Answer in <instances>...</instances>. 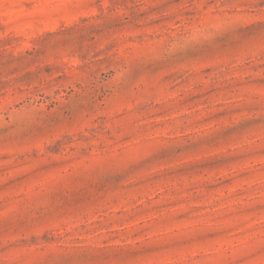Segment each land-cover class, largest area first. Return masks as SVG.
I'll use <instances>...</instances> for the list:
<instances>
[{"label": "rangeland", "instance_id": "1", "mask_svg": "<svg viewBox=\"0 0 264 264\" xmlns=\"http://www.w3.org/2000/svg\"><path fill=\"white\" fill-rule=\"evenodd\" d=\"M0 264H264V0H0Z\"/></svg>", "mask_w": 264, "mask_h": 264}]
</instances>
